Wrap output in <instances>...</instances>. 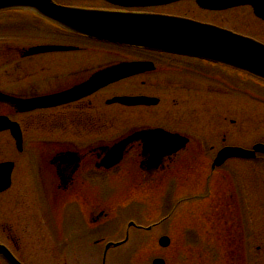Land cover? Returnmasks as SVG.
<instances>
[{"label": "rangeland", "instance_id": "obj_1", "mask_svg": "<svg viewBox=\"0 0 264 264\" xmlns=\"http://www.w3.org/2000/svg\"><path fill=\"white\" fill-rule=\"evenodd\" d=\"M57 1L73 3L72 0ZM170 12L168 14L210 21L264 43V23L248 10L210 15L198 12L192 5L186 3L172 8ZM25 32L13 31L0 35V43L16 49L37 41L35 29L28 28ZM43 37L50 38V35ZM7 56L10 57L5 58L0 55V88L7 89V92L11 90L21 97L51 92L56 89L53 88L54 84L59 83L58 80L64 77L51 70L40 72L36 62H19L14 53ZM166 73L169 74L164 77L174 84H192L199 88H167V82L160 78L163 75L153 77L151 84H154V88H138V93L159 97L161 103L153 109L139 108L135 118L139 121V125L154 122V124L173 127L176 123H182L185 129L192 128L189 130L191 133L198 132V138L209 141L213 139V142L217 141L216 144L219 146H223L222 133H226L228 129L230 136L226 144L230 145L245 146L261 137L262 134L255 130L259 126L256 117H264V103L260 98L247 97L244 90L232 88L229 83L221 82L219 77L214 79L213 75H185V71L179 68L169 69ZM67 76L68 74L63 80L71 81L72 79L68 80ZM137 83L139 84L140 81ZM133 85L132 80L126 81L117 86L120 88H108L97 97H101L100 100L103 101V96L134 95ZM73 112L67 110L44 112L43 114H47L45 115L47 120H44L38 117L40 116L38 114L24 117L0 104V116L8 115L15 121L24 122L26 150L23 153L18 152L10 134L4 132L0 134V162H15L16 185L22 191V199L30 206L36 204L41 197L37 187L41 152L50 153L62 145L74 147L78 140L95 141L99 139L98 135L110 143L114 138L134 128L132 108L104 107L102 103L98 113L106 116L104 125L75 126L71 129L70 124L58 116L61 113V116L71 115L74 114ZM247 118L253 120L254 130ZM231 121L235 122L233 127L230 125ZM261 127L264 128V120ZM217 132L218 136L214 135ZM202 146L207 148L205 144ZM193 147L190 146L192 149ZM194 148L196 150V147ZM194 154L195 151L181 154L174 165L175 170L184 176L183 179L189 177L185 182H179L171 176L163 187L160 184L153 187L138 185L139 177H142L143 173L134 172L133 160L131 161L130 157L124 160L121 167L105 173L104 180L100 176L92 177L93 181L89 179L91 182L85 180L87 183L77 187L70 197L75 200L81 198L85 203L100 205L102 203V211L108 213L109 217L98 226L88 225L84 228L83 218L76 209L67 210L64 207L65 210L61 211L59 207L58 211L54 210L53 214L57 217L73 216L74 230L55 234L54 241L50 242L52 251L47 254L44 252L43 258L55 264H102L104 246L95 247V241H121L125 238L129 221L135 219L141 226L156 224L157 221H161L168 204L178 199L197 198L194 199L198 200L196 204L191 202L186 208L182 206L181 210L178 205L177 214L167 223L157 226L153 232L146 234L142 231H133L131 239L134 240L130 242L132 245L129 243L126 247L111 250L107 256V264H152L156 258L163 259L166 264H229V260L233 263L234 256H229L227 252L229 248L227 243L231 244L232 238L227 236L222 242L218 241L220 233L230 230L228 226L225 228L216 226V222L218 225L223 218L221 198L218 197L219 210H215L211 204L213 198L211 180L208 189L199 180L213 156L212 154L197 156L193 162ZM241 174L244 176L245 173L241 172ZM238 180L236 190L238 195H241L240 191L244 190L243 183L242 179ZM168 194L171 197H168ZM62 196L60 201L67 200L66 194H60V197ZM205 197L210 202L203 204ZM86 222L88 223V220ZM67 228L70 229V226ZM98 228H103L104 231L101 232ZM161 236H168L171 239L170 247L159 246L158 240ZM143 237L147 239L143 241ZM250 242L259 245L261 239L248 238L246 244ZM250 252L246 253L249 264H264V257L260 256L258 250L251 249Z\"/></svg>", "mask_w": 264, "mask_h": 264}, {"label": "flooded vegetation", "instance_id": "obj_2", "mask_svg": "<svg viewBox=\"0 0 264 264\" xmlns=\"http://www.w3.org/2000/svg\"><path fill=\"white\" fill-rule=\"evenodd\" d=\"M72 2L73 3L66 1L68 6L77 8L97 9L107 12H125L133 14L156 13L172 15L168 14L171 13L170 11H172V8L186 3L192 5L198 12L210 15H223L234 13L235 11L244 10H248L253 13V9L250 6L231 7V0L222 1L221 4H227V8L221 10L203 7L197 2V0H182L168 5L137 8H134V5L128 7L115 5L106 0H72ZM62 3L65 4V1ZM125 3L134 4V0H125ZM219 4L220 2L218 1L217 5L219 6ZM213 5L214 3L208 2L206 6ZM193 20L200 23L227 29L210 21H204L201 19ZM67 40H70V43L67 44H69L70 46L72 45V47L76 48V50L66 54H51L24 58V52L22 50L23 48L20 50H15L16 54H18L17 56L19 61L36 62L38 64L37 66L38 69H40V72L51 70L57 72L59 75H64V77H66V74H68V80L72 79L71 81L67 82L63 80V77L61 80H58L60 81L59 83L54 85L53 88H56L55 90L40 94L57 93L71 89L72 87L83 83L86 79H88L98 71L123 62H152L154 64V71H147L145 73L134 75L131 79H128L126 81L132 80L134 82V95L131 96L137 95L158 98L159 105L161 103V99L159 97L153 95H139L138 93V88H154V84L152 85L151 82L154 79L153 77L155 76L158 77L160 75H163L160 78H163L164 82H167V88H199V86H193L192 84L177 85L176 83H172L164 77L169 73L162 72L159 67L167 68L168 70L170 67L178 66L180 67L179 70H184L185 75H187L193 74L192 70L197 69L198 66H200L209 75H213L214 79H217V77L220 75L222 79H224L229 84H231L235 80L236 76L235 72L233 71L223 69L220 73V70H218V68H215V66L202 63L197 60H190L179 57L176 58L170 55L152 53L134 49L132 47H122L114 44L97 42L94 40L74 36H68ZM53 43L63 44L57 41ZM6 46L7 45L0 47V54L2 57L8 58L10 56L7 55H10L12 53V47ZM60 72H62V74ZM56 78H58V76ZM138 81H140L139 84L137 83ZM239 81L250 82L249 79L244 76L239 77ZM123 82L110 85L106 88H120L117 86ZM250 87L264 88V85L247 86V88ZM0 90L7 92V89L5 88H0ZM102 92L104 91L97 92L91 97L82 99L76 103H71L54 108L51 111H74V114L67 115L68 117L61 116L62 113L58 116V118H64L63 121L70 123L72 127L104 125L107 120L106 116H101L98 113L101 109L102 103L104 107H113L116 105L108 106L106 104V101L114 97V95L108 97L103 96V101H101V97L98 98L97 96H99ZM115 96L117 97L123 95ZM256 98L264 99V96L258 95V97ZM97 103H99V105ZM138 110L139 107H134V128L131 131L125 132V134H123L120 138H124L130 133H135L137 131L161 129L167 131L168 133L180 135L186 141L184 145V147H186H183L184 149L182 148V150L180 149V151L175 154L174 157L161 159L158 161L156 165L157 170L155 169L157 173H166L167 171H170L176 161V158L187 151H195V154L193 155L195 157L204 154L210 156L212 154L213 157H216L217 154L226 147H241L249 151H252L255 146L264 147V128L261 127V125H263L264 117H256L259 126L255 128V130L258 133L262 134L260 138H257L255 141L245 146L226 144L230 135V129H228L226 130V133H222L223 146H219L216 144L217 141L213 142V139L209 141V139L202 140L198 138V132L196 130L194 131H196L197 133H191V131L189 130H191L192 128L189 127L188 129H185L184 124L182 123H176V125H173V127H167L163 124H154V122H151V124L147 123L144 125H139V121L135 119L137 117L136 113H138ZM49 111L50 110H44L28 114L24 113L20 115L26 117L28 115L31 116L33 114H38L40 115L38 117L47 120L45 116L47 114L43 113ZM247 120L254 130L255 125L253 126L252 124L253 120H251V118H247ZM19 123L24 134V122ZM230 125L233 127L235 125V122L231 121ZM214 135L218 136V132ZM100 137L101 135L97 136V138ZM206 140L209 143H207ZM112 143L113 142L106 144V142H103V140L98 139L93 142H83L82 144L78 145L75 144L74 147L71 145H62L51 151L50 153L41 152V166L38 171L39 176L37 174V177L39 179V181L37 182V187L39 188L41 197L36 202V204H31V206L22 199V191L19 186L17 187L16 185L17 181L14 175L15 171H13L10 187L0 192V264H55L52 263L53 261L44 259L43 253L45 252L47 254L52 251L50 242L54 241L53 236L55 234L59 232L65 233V231L68 232L74 230L73 216L67 218L64 216L57 217L53 214L54 210L58 211L59 207L61 211L65 210L64 207L67 210L76 209L78 214L83 218L82 225L84 228L88 227V225L98 226L109 217L108 213L102 211V203L101 205L97 203L91 204L90 202L85 203L81 198H79V200H75V198L71 197L73 196V192L77 187L79 188L80 185H84L85 183H87L86 181L91 182L89 179L93 181L92 176L94 177L99 173L101 175L103 171L102 169L97 168V164H99L103 158L102 148L107 145H111ZM202 143L205 144L207 148H203ZM190 146L196 147V150L194 147L193 149L190 148ZM142 151V143L134 142V144L131 145V147L128 149L125 155L126 158L124 159L126 160L130 157L131 161L133 160L132 165L134 166V172L138 174L139 172L146 173L145 171H148L146 170L145 166H142V163L145 160L142 158ZM67 152L77 153L79 157V163L75 164L74 160H63L62 157H60V155ZM146 166L152 168L153 165L149 164ZM149 172L152 173L151 175L155 173L154 170L148 171L147 173ZM241 172L245 173L244 176L241 174ZM240 176L243 183L242 189L244 190L241 195H238L236 190V183L239 182L238 179L240 178ZM3 178L4 176L0 175V183H2ZM211 178L214 184L212 189L213 198L211 199V204L213 205L215 210H219L218 197L221 198L220 202L223 204V212L221 213L223 218L219 221L218 225L216 222V226L221 228H225L227 226L230 227V230L220 233V236H228L232 238V243L228 244L229 248L228 250H226L229 256H234L235 260L233 261V263H230L229 260V264H249V260L246 259V253H249L251 249L258 250V252L261 254L260 256L264 257V151L257 153L256 156L251 159H229L224 165L213 172ZM139 179L140 182L138 183V185L142 184V186H152L150 180L148 178H144L143 175L142 177H139ZM60 194H66L67 200L63 199L64 201H60V199L63 198V196L60 197ZM67 194H69V196ZM199 199L204 200L201 198ZM197 201L198 200H189L185 198L182 199L180 206H185L186 208V206L191 204V202H195L196 204ZM207 202L210 201L205 197L203 204ZM31 211H33L34 213H32ZM86 220H88V223L86 222ZM157 225L158 224H154L149 227H145L137 224V227L142 229L133 228L132 230L151 232L157 227ZM68 226H70V229L67 228ZM148 228L149 230H147ZM98 230H101V232L104 231L103 228H98ZM251 237L261 239L262 244L260 243L259 245H253L252 242H250V244H246V240L248 238L250 239ZM100 242L101 240H97L95 242V246L99 247L97 243ZM250 257L251 256L249 254V258ZM237 258L239 259V261H237Z\"/></svg>", "mask_w": 264, "mask_h": 264}, {"label": "water", "instance_id": "obj_3", "mask_svg": "<svg viewBox=\"0 0 264 264\" xmlns=\"http://www.w3.org/2000/svg\"><path fill=\"white\" fill-rule=\"evenodd\" d=\"M107 1L125 7L132 5L134 7H147L166 5L179 0H134V4L125 3V0ZM198 1L203 6V3L206 5L205 3L208 2L214 3L213 1H215L216 3V1L221 2L223 0ZM242 5L252 6L256 17L264 20V0H231V7ZM206 7L223 9L227 7V4L226 6ZM5 10L30 11L71 33L154 52L197 58L224 65L264 80V44L190 19L158 14H133L70 8L57 5L52 0H0V11ZM71 49L69 47L40 46L30 49L25 55L33 56L42 53L70 51ZM153 69L154 66L151 63L121 64L98 73L85 84L62 94L19 100L0 93V102L9 104L20 112L52 108L77 101L109 84ZM157 103L158 100L147 97H118L108 102L109 105L121 104L127 107L152 106ZM5 130L11 131L16 139L18 149L22 150V135L19 127L8 118L0 117V132ZM137 140L144 142L146 151L153 157L154 161L173 153L181 145V143L178 144V147L174 145L177 141L176 137L156 131L132 135L113 147L104 148L105 158L100 166L111 169L118 165L128 147ZM254 150L256 152L264 151V147L257 146ZM74 157L77 159L76 154L68 153L62 159L67 160V158ZM253 157H255V152H248L239 148H226L218 155L213 164V169L221 166L229 158ZM12 170L13 163L0 165V174L4 176L3 182L0 184V191L9 187ZM159 244L166 248L170 245V239L164 237ZM120 245L122 243H109L106 246V251L111 247ZM154 264H165V262L157 259Z\"/></svg>", "mask_w": 264, "mask_h": 264}, {"label": "trees", "instance_id": "obj_4", "mask_svg": "<svg viewBox=\"0 0 264 264\" xmlns=\"http://www.w3.org/2000/svg\"><path fill=\"white\" fill-rule=\"evenodd\" d=\"M238 81V80H237ZM239 82V81H238ZM252 84V83H251ZM252 92L256 93L257 95L264 96V88H249ZM147 237H143L142 240L145 241Z\"/></svg>", "mask_w": 264, "mask_h": 264}]
</instances>
